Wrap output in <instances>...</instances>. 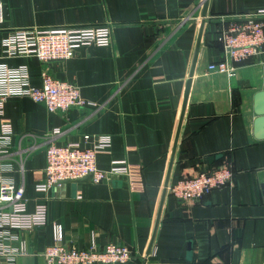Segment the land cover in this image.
I'll return each instance as SVG.
<instances>
[{
	"label": "crops",
	"instance_id": "1",
	"mask_svg": "<svg viewBox=\"0 0 264 264\" xmlns=\"http://www.w3.org/2000/svg\"><path fill=\"white\" fill-rule=\"evenodd\" d=\"M0 2V62L25 64L36 86L43 72L73 82L96 104L48 111L25 96L4 101L0 124L9 123L12 134L8 154L0 155L10 169L0 173L23 185L29 210L47 206L44 225L18 231L28 252L15 264H44L54 223L68 247L87 248L93 238L99 247L116 242L136 253L115 264H264V139L252 130L264 44L231 76L207 69L226 56L219 29L264 9V0H207L204 16V0ZM104 23L111 26L109 46L80 47L63 61L2 55L1 39L12 29ZM55 129L60 133L52 136ZM85 133L111 136L96 150V165L127 159L130 184L121 176H84L36 190L45 178V137L64 142ZM225 165L231 182L201 199L167 191L178 179Z\"/></svg>",
	"mask_w": 264,
	"mask_h": 264
},
{
	"label": "built area",
	"instance_id": "2",
	"mask_svg": "<svg viewBox=\"0 0 264 264\" xmlns=\"http://www.w3.org/2000/svg\"><path fill=\"white\" fill-rule=\"evenodd\" d=\"M0 2V23L3 21ZM217 40L226 49L224 59L207 64L209 71L231 76L237 63L259 55L264 44V9L241 15L218 31ZM109 23L86 26L22 27L10 30L1 39L2 55H32L42 62L63 61L70 58L80 47L111 44ZM25 96L42 103L48 111H66L73 106H96L82 97L79 87L70 81L43 72L41 84L30 83L25 64L11 66L0 62V115L8 97ZM55 129L52 136L59 134ZM9 123L0 124V155L8 154L11 141ZM45 137L44 180L35 185L39 191H48L63 180H76L90 175L94 182L121 176L130 184L127 159L113 160L106 169L96 165V150L111 144L109 134H82L79 139L55 142ZM31 148V147H30ZM10 164L0 162V170H9ZM230 165L201 171L181 178L167 186V191L183 200H198L212 189L231 182ZM46 202H38L32 210L27 208L22 184L0 173V264H15L19 255L28 252L27 241L18 231L31 229L46 223ZM54 243L42 251L44 264H115L130 260L136 253L125 244L109 242L99 247L94 239L87 248L68 247L62 242L61 225H52Z\"/></svg>",
	"mask_w": 264,
	"mask_h": 264
},
{
	"label": "water",
	"instance_id": "3",
	"mask_svg": "<svg viewBox=\"0 0 264 264\" xmlns=\"http://www.w3.org/2000/svg\"><path fill=\"white\" fill-rule=\"evenodd\" d=\"M206 7H207V0H204L203 10H202L203 16L205 15ZM197 47H198V43H197ZM197 47L195 50L191 71L189 74L190 76L193 74V70H194V64L196 61V54H197ZM190 81L191 80L189 78L187 80V83H186V87H185V91H184V98H183V107L185 106V103L187 100ZM261 86L262 87L260 89L256 90L252 95V112H253L252 130H253L254 137L257 139H264V66L262 68ZM181 118H182V115L180 117V121H179V125H178V131L180 128ZM178 131H177V135H176V140L178 138ZM176 140H175V142H176ZM86 177L91 178L90 175H88ZM65 181H68V180L60 181L59 184L64 183ZM262 186L264 187V183Z\"/></svg>",
	"mask_w": 264,
	"mask_h": 264
}]
</instances>
